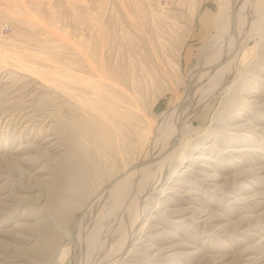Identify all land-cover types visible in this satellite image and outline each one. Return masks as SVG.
I'll return each mask as SVG.
<instances>
[{"label": "bare ground", "instance_id": "1", "mask_svg": "<svg viewBox=\"0 0 264 264\" xmlns=\"http://www.w3.org/2000/svg\"><path fill=\"white\" fill-rule=\"evenodd\" d=\"M39 1L13 0L12 2L11 0L12 4L8 5L14 11L21 10L24 6L27 10L32 9L36 13L46 12L49 14L47 16L49 20L45 22V25L46 23L55 25L59 22L57 15L60 13L55 14L56 3L77 9L78 15L73 14L78 20L88 14L86 11L88 5L84 0ZM133 1V6L140 8L141 14L147 13L150 9L153 18H157L166 12L157 13L154 6L150 7V0ZM257 2L258 0L243 2L227 0L225 5L220 7L214 21L215 34L209 41L208 50L202 52L198 67L194 68L195 70L184 84V94L180 95L160 115L156 123L149 122L145 118L142 124L138 123L137 119L140 118L137 100L129 90L125 91L116 84L112 75L114 72L111 73L113 70L108 71L102 68L100 72H97L80 53L69 52L70 48L66 50L67 52L64 49L63 52V47L55 45L54 41L57 37L53 39L54 44H52L49 30V35L45 32L49 38L42 34L46 39L41 36L42 45L38 42V45L52 52L46 57L43 56V49L41 54L39 52L36 54L38 50L35 54L26 52L23 48L13 50L12 47L16 45L14 40L2 35L0 31V64L6 67L2 69L9 75L16 76L14 72L24 74L23 77L26 76L27 80L32 81L38 90L43 88L54 97L60 98L61 104L66 106L72 115L68 120L66 119L67 121L65 120V127L76 138L84 137V140L77 139V142H80L77 145L82 150L95 149L101 155L97 163L96 159L86 163L81 160V155L64 156V153L60 155L58 161L59 175H55L51 182H48L46 177L40 181L41 184L47 183L44 186H48L49 192L47 191L45 203L54 209L56 216L48 213L47 215L43 211L29 213L28 206H24L25 202L12 208L8 201L15 199L13 197L15 194L8 192L6 194L5 189L12 192L16 187L15 184L0 187V264H40L39 261H48L49 251L53 252L54 259L59 253L58 242L63 237L71 238L75 242L70 264H114L118 261L122 264H190L198 259L195 256L201 253L204 241L196 247H200L198 251L191 250L190 253L194 257L190 262H187L183 254L176 250L179 247H194L198 244L199 242L195 240H188L191 236H186V233L193 232L198 236L200 229L204 232H201V235L204 238L208 237L210 244L217 238L227 235L243 237L233 238L232 243L230 242L231 246L238 248L239 251L232 255L226 253L215 256V264H225L227 260L236 256L242 259L246 257L247 264H264V224H262L264 211L260 212V209L264 207V53L261 52H264V38L260 37L261 54L257 53L256 57L250 59L248 52L245 51L248 40L252 36L251 22H254V9ZM142 3L147 4L148 8L142 9ZM198 8L194 6L191 9L190 21H193ZM8 13L12 14L11 11ZM27 16L29 18V15ZM89 18L81 21L86 25L89 23L88 30L92 35L95 31L90 22L94 18ZM138 22L140 24V20ZM152 22L156 23V21ZM152 22L150 21L151 24ZM98 23L100 25V22ZM155 28V32L160 30V27ZM178 29L179 27L176 30ZM142 30L146 32L143 28ZM34 34L37 35L36 31ZM39 35L41 34L35 38ZM159 35L163 36V33ZM93 37L99 41L106 39L105 34L92 35ZM185 40L186 38L182 40L175 60H170L168 56L165 58H168L166 61L169 63L168 69L165 67L167 73L174 77L177 83L181 79L182 55L180 53ZM48 41H51L50 44ZM140 41L137 40V43ZM58 42L56 44H59ZM161 44L162 47L165 46L164 43ZM110 47L108 44L95 46L92 55L95 57L96 53L101 51V56H109ZM151 50L154 49L151 48ZM148 54L150 53L147 52ZM241 63H243L242 69ZM144 64L145 69L144 67L143 69L151 85H159L164 91L172 89V83L167 80L169 77L162 75L164 72L161 74V69H156L158 60L154 61L149 56ZM116 71L119 72V70ZM224 89L221 101L226 107L224 108L226 114L221 115L219 112L214 114L212 121L215 125L211 122L205 128L194 126L192 118L199 105L207 104L213 99V94ZM136 96L138 97V94ZM120 114L124 119L122 121H119L117 117ZM200 118L205 119L206 114H202ZM63 127L62 130H64ZM140 128L143 134L140 133L136 137L135 132ZM62 130L60 129L61 132ZM42 138L45 139L43 141L45 146L37 142L43 145L44 148L41 150L46 152L50 149L56 153L55 150L61 149L57 146L56 140L59 138L56 139V135L54 137L49 134V131H45ZM133 141L141 143L140 146L135 145L137 150L134 148L130 150ZM18 147L16 150L18 156L40 148L35 143ZM28 159L30 158L21 157L17 160L24 163ZM53 170V168L45 171L40 169L38 173L41 176L49 172L53 173ZM166 170H169V176L164 181L162 178ZM197 181L199 185L206 186L207 190L203 191L209 202L202 197H194V194L199 193L196 187ZM152 182L153 185H151ZM149 186H152L151 191L154 193L146 197ZM211 187L212 189L208 190ZM16 191L27 190L16 187ZM23 195L18 197L26 200ZM69 195L84 197L83 203L78 207L75 206L78 209L77 213L80 214L79 218L69 216L73 206V200L71 201ZM217 195L219 200L225 199L228 202L227 217L210 207ZM96 206H99V210ZM239 212L243 214L235 219ZM66 219L69 220V226L64 228L63 221ZM224 219L227 223H221ZM105 223H109V231L119 235V239L113 245L109 242L110 236L103 237L102 229ZM176 239H181L182 242L174 243Z\"/></svg>", "mask_w": 264, "mask_h": 264}, {"label": "rangeland", "instance_id": "2", "mask_svg": "<svg viewBox=\"0 0 264 264\" xmlns=\"http://www.w3.org/2000/svg\"><path fill=\"white\" fill-rule=\"evenodd\" d=\"M10 1L11 0H4V1L0 0V31H1L2 35L6 36L7 38H11L14 40V43L16 45L12 47L13 50H19V49L23 48V50H25L26 52L34 53V54H35V51L38 50L36 52V54L38 52H39V54H41L42 53L41 51L43 49V54H44V55L42 54L43 56L46 57L48 55H51L52 52L47 51L49 49L43 48L42 46H40V45H42L41 42H42V40H43L42 38L44 36L46 38H49L46 35H49L48 32L50 31L49 36H51L52 42H53V39H55L56 37L57 38L55 40L57 42H58V40L60 42H62V43L58 42L59 44H56L57 42L54 41L55 45L57 47H58V45L63 47L62 48L63 52H64V49H65V52H67L66 50H68L70 48L68 50L69 52L72 51V53H74V51H75L77 53H80L81 55L84 56V58L86 60H88L90 62L92 68L94 70H96L97 72L98 71L100 72V70H102V68L105 70H108V71H109V69L113 70V71H111V73L114 72V73H112V75L114 76V80H115L116 84L119 85L125 91L129 90L130 93H132V95L134 96L135 100H137L136 104L138 105V108H139L138 109V112H139L138 115L140 118V119H137V122L142 124L144 122L143 118H145L149 122L156 123L158 118L160 117V115L175 100H177L180 95L184 94V92H185L184 84L186 83L187 79L191 76L190 74H192V72L196 69V67H198L202 52L208 50L209 41L211 40L212 36L215 34L214 21H215L217 12L219 11L221 6L225 5L227 0H150L149 1V2H151L150 7L154 6V9H155V11H157V13H160V11L161 12L166 11L165 14H163L164 16L163 15H161L160 17L157 16V18L156 17L153 18L152 14H150V11H151L150 9H148L149 11L147 10V13L141 14L140 8L137 9V7L133 6L134 5V3L132 4L133 0H103V1L102 0H84L86 2V4L88 5L87 9H86L88 14H86L85 16H82L83 18L81 17L82 18L81 20L89 18V17L94 18L90 22V23H92L93 30L95 31V34L92 33V35L105 34L106 39H104V41L103 40H101V41L96 40L94 37L92 38V35L88 30L89 29V25H88L89 23L86 25L81 20H78L77 18H75L76 17L75 15H78L77 14L78 12H76L77 9H75V8L73 9V7L72 8L68 7L66 4L58 5V3H56V6H55L56 11H55V9H53V10L55 11V14L60 13L57 15L59 17L58 18L59 22H57L55 25L51 24L50 22H49L50 24L46 23V25H45V22H47L49 20V18L47 17V16H49V14H47L46 12L36 13L32 9L27 10V8H25L24 6H22L21 10L19 9L18 11H14V10L10 9V5L12 4L13 0L11 3H10ZM241 1L243 2L244 0H241ZM41 2H43V0H41ZM100 2H101V4H100ZM172 2H174V3H172ZM9 3H10V5H8ZM176 3H178L179 5L178 4L176 5ZM144 5L145 4H143L142 9H145L144 7L148 8L147 4L145 6ZM155 6H156V8H155ZM194 6H198L199 8L197 10V13H196L193 21H190V19H189L190 14L189 13ZM255 6L256 7L254 9V22H251L252 36L248 40V44L245 48V51L248 52L250 59L253 58L254 56L256 57L257 53L258 54H261V52H262V54L264 53L263 51L260 52V49H259V48H261V43H262L261 38L262 39L264 38V0H258L257 4H255ZM6 7L8 9H6ZM57 8H58V10H57ZM6 10H8V12L11 11L12 14L8 13ZM205 12H209V14H210V16H209L210 24H209V28L207 30L201 31L199 20H200L202 14ZM14 14H15V16H14ZM39 14H40V16H39ZM19 15H21V16H19ZM27 15H29V18ZM207 15H208V13L204 14V17H206L205 18L206 20L208 19ZM179 16H180V18H179ZM146 17H147V19H146ZM19 18H22V19H19ZM73 18H75V19H73ZM141 18H143L144 20ZM145 19L146 20L149 19V20L146 21ZM2 20H4V21H2ZM27 20H29V21H27ZM96 20H99V21H96ZM139 20H140V24L138 22ZM157 20H158V22H157ZM172 20H174L176 22H174ZM18 21H20L21 24ZM93 21H96V22H93ZM143 21L147 22V23H144ZM150 21L151 22L156 21V23L154 22V24H153V22H152V24H151ZM30 22H31V24H29ZM34 22H36V23L34 24ZM98 22H100V25ZM40 23H41V25H39ZM133 23H135L134 26H132ZM168 23H170V25ZM95 24H96V26H95ZM102 24H103V26H102ZM143 24H147V25H143ZM172 24H174V25H172ZM23 25H24V27H26V29L23 27ZM137 25H139L140 27H138ZM153 25H154V27H153ZM130 27H131V29H129ZM133 27L136 30L132 29ZM155 27H158V28L160 27V30L157 29V31L158 30L159 31L155 32L154 31V30H156ZM176 27L177 28L179 27V29L176 30L177 29ZM45 28H47V29H45ZM142 28L144 29V31L146 30V32H145L146 34L143 32ZM146 28H149L148 29L149 32ZM152 28H154V29H152ZM41 29H42V31H41ZM99 29H101V30H99ZM22 30H23V32H22ZM137 30L140 34L138 32H136ZM151 30L153 32H150ZM35 31H36L37 35L41 34L38 36L41 40H39L38 37L35 38L37 36L36 34H34ZM51 31H53L55 34ZM45 32L47 33L46 35H45ZM147 33L148 34L152 33V34L148 35ZM159 33L160 34L163 33V36L159 35ZM53 35H55V36L53 37ZM88 35L90 36V38ZM137 35H139V36H137ZM255 35H257V36H255ZM41 36H42V38H41ZM141 36H143V37H141ZM157 36H158V38H157ZM161 36H162V38L164 37L165 39L164 38L162 39ZM45 37H44V39H46ZM185 38H186V40L182 46L183 49H181V53H180L182 55L181 79L178 80L179 83H177L176 81H174V77H171V75L169 73H167V69L169 67V63L167 61H168V58L172 61H173V59L175 60L176 52H177L182 40H184ZM157 39L159 41H161V40L162 41L159 42V41H157ZM137 40L138 41L141 40L140 42L141 43L143 42V43L142 44L140 42L137 43ZM163 40H165V42L167 41L166 44H165V42H163ZM89 41H90V43H89ZM29 42H31V43H29ZM38 42L40 45H38ZM48 42L50 44L51 41H48ZM54 42L52 44H54ZM97 42H99V43H97ZM102 43H104V44H102ZM161 43H164L165 46L162 47ZM64 44H66V45H64ZM68 44H69V46H68ZM105 44H106V46H107V44L109 45V47L111 46L110 47V55L109 56H107V55L101 56L102 52L100 51V52L96 53L98 56L95 55V57H94V55H92V51L95 48V46L96 47H98V45H104L105 46ZM149 44L150 45L152 44V46L154 48L152 46H149ZM83 46H85V48ZM39 47H40V49H39ZM148 47H151L154 50H151V48H148ZM161 47L163 49H167V50H163V49H161ZM15 48H18V49H15ZM81 49L83 50V52H81L82 51ZM149 49H150V51H149ZM162 50H163V52L161 53ZM90 51H91V53H90ZM103 51H105V49H103ZM174 51H175V53H174ZM85 52H87V53H85ZM107 52H109V51H107ZM147 52L150 53L151 55L150 54L147 55ZM104 54H106V53H104ZM116 56H118V57H116ZM149 56L151 59H154V61H155V59L158 60V66L156 69L157 70L161 69L162 70L161 74L164 72L162 75H164L165 77H169V78H167V80H168V82L172 83L171 84L172 89H170L168 91H164V89L159 87V85L158 86L151 85V83L148 80L146 71L144 70L145 69L144 63L149 58ZM166 56H168L167 59H165ZM161 60H163V61H161ZM162 62L164 65L161 64ZM1 65L2 64H0V101L2 103V104L0 103V105H1L0 106V151H1L0 152V187H3L4 185L12 186V184L14 186V184H15V186L17 188H20V187L26 188L27 191H25V192L16 191V187H14L15 189L12 192L8 189H5L6 194H7V192L15 194V195H13V197H15V199L11 198L13 201L12 200L8 201V204L10 206H12V208L14 206H20L21 203L24 204V202H25L24 206H26V205L28 206L27 212H29V213L30 212L31 213L32 212L38 213L40 211H43V213H46V214L48 213L51 216H56L57 213L56 212L54 213V209L50 208L45 203L48 192H49L48 186H44V185H47V183L44 182L45 183L44 184L42 182V184H41L40 181H42L46 177V178H48V182H51L55 178V175L56 176L59 175V173H58V171H59L58 170L59 169L58 168V161H59L60 155H62L64 153H65L64 156L65 155H67V156L68 155H76V154L81 155L82 156L81 160L85 161L86 163L91 162L95 159H96V163H97L100 160L101 157H99V156H101V155H100V153H97L95 149L82 150L79 147V145H77L80 143L77 141L78 140L80 141V139L84 140V137L80 138V139H79V137L76 138V136L73 135V133L71 131H69V129L67 127H65V125H64L65 120L66 119L68 120L69 117H71L72 115H71V113H69L70 111L66 108V106L61 104L60 98L54 97L52 95V93H50L48 91H44L43 88H39V90H38V88L33 84L32 81L27 80L26 76H25V78L23 77L24 74H21L18 72H14L16 74V76L7 74V72L4 71V69L6 67L3 65L1 66ZM114 65L116 67H114ZM143 67H144V69H143ZM165 67H167V69ZM2 68H4V69H2ZM242 68H243V63H241V69ZM116 70H119V72ZM117 76H119V77H117ZM122 76H123V78H122ZM130 78L133 80H131ZM131 86H132V88H131ZM224 91H225V89L222 91H219L218 93L213 94L212 95L213 99L211 98L212 100L210 102H208L207 104H200L199 105L196 113L194 114V116L192 118L194 126H196V127L201 126L202 128H205L208 125H210L211 122L214 124V122L212 121V117L214 116V114H216L217 112L221 113V115L226 114V109H224L226 107L224 106V104H222V101H221ZM45 92H47V93H45ZM137 94H138V97L136 96ZM199 98H201V96ZM199 102H200V99H199ZM23 112H24V114H23ZM58 114L62 117H58L59 116ZM202 114H206V118L203 120L200 118ZM121 115L122 114L117 116L119 121L124 120L122 118L123 116H121ZM140 115H142V116H140ZM26 116H28V117H26ZM125 119H126V117H125ZM128 121L130 122V120H128ZM62 126H64L63 127L64 130H62ZM59 128L63 132H61ZM45 131H49V134L53 135L54 137L56 135V139H57V137L59 138L56 141H57V146H60L61 149H59V151L55 150L56 153L50 149L47 150L46 152L44 150H41L42 148H44L43 143H45V142H43V141L45 139L42 137H43ZM70 132L73 136L70 134ZM135 133H136L135 136L138 137L140 133H141V135L143 134V131L140 128V129H137V131ZM143 136L145 137L146 135H143ZM73 137H75V139ZM68 138H70V139H68ZM85 141H86V143H88L87 139ZM28 142L30 144L31 143H35V145L38 144L39 147L41 146V144H39L37 142H40L43 145L39 149H34L33 152H28V153L24 152V154H25V155L23 154L24 156L22 154L18 156L16 154V153H18V151H16L19 148L18 146L29 144ZM135 145L140 146L141 143L134 142V141L131 142L130 150L131 149L133 150V148H134V150H137V147ZM48 151H49V153H48ZM34 152H36V153H34ZM5 154H7V155L5 156ZM21 157H29L30 158V159H28L29 162L25 161L24 162L25 164L18 162L17 159L21 158ZM56 157H58V158H56ZM31 158H33V159H31ZM7 159H8V161H7ZM4 162H6V163H4ZM48 168H49V170H51L53 168L54 174L52 172H49L45 175L40 176V173H38V170L41 169V171L42 170L45 171V170H48ZM16 171L18 172V174ZM168 176H169V170H166L162 179L165 181L168 178ZM196 184H197V186L194 185V189H196L195 188V186H196L199 193L194 194L195 196L194 195L193 196L196 198H197V196H198V198L202 197V199H204L205 201L206 200L208 201L207 195L203 191V190H207L206 186L204 184L199 185L198 181ZM48 185H49V183H48ZM151 185H153V182ZM189 186L193 187V185H189ZM151 187L152 186L148 187V190H147L146 195H145L146 197H148V195H151L152 193H154L151 191ZM211 189H212V187L209 188L208 190H211ZM21 194L22 195L24 194L23 196L26 197V200H22L18 197V196H22ZM215 195L216 194H214V196ZM69 196H71V201L73 200V206L69 211L70 213L68 212L69 216L71 218H73V217L79 218L80 214L77 213L78 209L75 208V206L76 207L80 206L84 201V197L77 196V195H69ZM69 196H67V198L70 199ZM44 198H45V200H44ZM227 205H228V202H226L225 199L219 200L218 195H217V197H215L213 199V202L211 203L210 207L214 211H218L219 214H222L223 216L225 215L224 217H227V215L229 214L227 211ZM73 208H75V209H73ZM96 209L99 210V206H96ZM262 211H264V207L262 209H260V212H262ZM260 212H257V213H260ZM242 214L243 213H241V212H239V214H237V215L235 214L237 216V217H235V219L241 217ZM69 218H67V219H69ZM67 219L65 221H63V227L64 228H67L69 226V220L67 221ZM112 221H114V220L112 219ZM32 223H34V222H32ZM221 223H227V220L224 219V220H222ZM111 224H112V222H111ZM262 224H264V222ZM9 228H11V227H9ZM108 228H109V223H105L103 226V229H102L103 230V237H105V236L109 237L110 236L109 242H111V244L113 245L119 239V235L113 233V231H111V230L109 231ZM201 232L204 233L203 230L200 229V233H198V236L193 234V232L186 233V236H191V238L188 240H195V241L199 242L194 247H179L176 250L177 252H180L183 254L186 261L188 260L187 262H190V260L193 259V257H194V255L190 253L191 250L198 251V249H200V247L199 248H196V247L200 244H203L202 242L204 241V245H203L204 247L202 248L201 253L200 254L198 253V256H195V258H198V259L196 260V262H193V263L190 262V264H215V261H214L215 256H220V255H223L226 253L228 255H232L233 253H236L237 251H239L238 248L235 249L233 246H231V243H232L231 241L233 240V238L234 239H240L241 236H228L227 235L226 237L217 238L216 241H214L210 244L209 238L206 236L204 238L203 235H201L202 234ZM199 235H201V236H199ZM241 238H243V237H241ZM181 242H182L181 239H176V241L174 243L180 244ZM224 242H225V244H224ZM74 243H75L74 240L71 238H68V237L61 238L60 242H58V246H59L58 255H56V257H54V259H53V257H52L53 252L49 251V253L47 254L49 257L48 261H45V260L39 261V263L40 264H53L55 262V264H70V261H71L72 255H73ZM245 258L246 257H243V259H242L238 256H236L235 258L232 257L229 260H227L225 264H247ZM114 264H122V263L120 261H118V262H115Z\"/></svg>", "mask_w": 264, "mask_h": 264}, {"label": "crops", "instance_id": "3", "mask_svg": "<svg viewBox=\"0 0 264 264\" xmlns=\"http://www.w3.org/2000/svg\"><path fill=\"white\" fill-rule=\"evenodd\" d=\"M208 13L207 17L208 19L206 20L204 17V14ZM209 12H205L202 14L200 20H199V24H200V30L203 31V30H207L209 28V24H210V19H209Z\"/></svg>", "mask_w": 264, "mask_h": 264}]
</instances>
